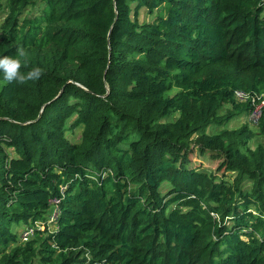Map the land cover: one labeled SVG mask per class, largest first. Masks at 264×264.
<instances>
[{
  "label": "trees",
  "instance_id": "trees-1",
  "mask_svg": "<svg viewBox=\"0 0 264 264\" xmlns=\"http://www.w3.org/2000/svg\"><path fill=\"white\" fill-rule=\"evenodd\" d=\"M18 46L43 74L0 72V264H264V107L225 128L264 101V0H0Z\"/></svg>",
  "mask_w": 264,
  "mask_h": 264
},
{
  "label": "built area",
  "instance_id": "built-area-1",
  "mask_svg": "<svg viewBox=\"0 0 264 264\" xmlns=\"http://www.w3.org/2000/svg\"><path fill=\"white\" fill-rule=\"evenodd\" d=\"M234 98L237 102L239 103H245L247 102L249 99V101L251 103H255L256 101H258L259 99H254V98H250V96L242 91H236L234 93ZM264 107V101H260L259 105L255 106V108L253 109L252 113L249 116V121L253 122V123H257L258 119L261 116V109ZM59 199H51L49 200V204L51 206V211L47 216V220L44 223H38L35 224L33 226H27V227H23L20 234H19V238H20V242L21 243H25L28 240H30L33 237L34 231L35 229H38L40 231H45L48 230L49 232H53L55 229V223L56 220L58 218V209H57V205L59 204Z\"/></svg>",
  "mask_w": 264,
  "mask_h": 264
},
{
  "label": "clouds",
  "instance_id": "clouds-1",
  "mask_svg": "<svg viewBox=\"0 0 264 264\" xmlns=\"http://www.w3.org/2000/svg\"><path fill=\"white\" fill-rule=\"evenodd\" d=\"M29 52L23 46L16 48L15 56L0 57V72L3 73L4 79L9 82H18L24 84L29 80H37L43 74V69L34 67L27 73H21L20 69L27 61Z\"/></svg>",
  "mask_w": 264,
  "mask_h": 264
},
{
  "label": "rangeland",
  "instance_id": "rangeland-1",
  "mask_svg": "<svg viewBox=\"0 0 264 264\" xmlns=\"http://www.w3.org/2000/svg\"><path fill=\"white\" fill-rule=\"evenodd\" d=\"M152 19H153V16H149L145 10L141 11V13L139 15V21L140 22H150ZM250 122L251 121H249L248 116L245 115L242 118V120L241 119H235V120L229 122L225 128L235 129V128H238L243 123L250 125ZM253 124H256V123H253ZM74 132L75 133H68L67 134L68 139L73 141V142L76 141V137L80 133V131L76 130ZM260 140L261 139L258 137L255 138V140L250 143V147H254L256 145V143H258V141H260ZM210 155H211L210 153H205L203 156H200L199 154H197V151L195 150L194 153L190 156L191 164L189 167L198 168L201 170H212V171H214L218 167L220 161L212 158ZM218 175L220 176L221 173H219Z\"/></svg>",
  "mask_w": 264,
  "mask_h": 264
}]
</instances>
